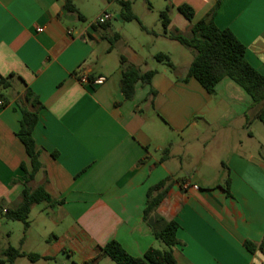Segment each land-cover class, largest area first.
Segmentation results:
<instances>
[{
    "label": "crops",
    "instance_id": "1",
    "mask_svg": "<svg viewBox=\"0 0 264 264\" xmlns=\"http://www.w3.org/2000/svg\"><path fill=\"white\" fill-rule=\"evenodd\" d=\"M66 1L0 0V77L7 82L0 85V207L20 203L25 168L32 170L17 134L28 88L42 103L33 132L42 166L29 186L42 185L64 200L32 206L30 215L40 204L34 218L48 225V245L44 252L28 250L24 236L19 247L42 257L9 263L26 257L40 264L67 252L74 264H117L102 250L110 240L134 256L166 248L144 211L149 187L170 177L152 216L179 223L175 264H264V102L255 104L231 78L213 93L195 77L186 80L194 51L170 36L190 35L219 2L216 24L245 44L248 60L264 73V0H156V7L147 0V10L158 15L171 5L168 33L160 17V29L145 20L138 0L133 10L151 31L139 22L140 31L128 27L115 1L72 0L82 17ZM184 3L194 8L193 21L177 8ZM105 11L113 14L108 26L96 22ZM165 40L172 48L161 47ZM158 52L169 54L175 68L160 65ZM121 55L143 72L156 70L151 84L137 82L130 99L121 92ZM98 75L106 82L85 80ZM167 146L169 156L161 160Z\"/></svg>",
    "mask_w": 264,
    "mask_h": 264
},
{
    "label": "trees",
    "instance_id": "2",
    "mask_svg": "<svg viewBox=\"0 0 264 264\" xmlns=\"http://www.w3.org/2000/svg\"><path fill=\"white\" fill-rule=\"evenodd\" d=\"M108 2H117L120 6V12L126 21H137L144 30L151 31L145 26L139 16L133 10L132 0H106ZM219 2L201 19L195 21L192 25L191 34L173 33L170 36L178 40L184 46L194 51V58L190 64L187 75L188 80L195 77L210 93L215 91L217 84L224 78H231L241 85L252 97L255 104L264 102V73L260 72L247 58V48L245 44L228 28H221L215 22V15L219 7ZM65 8L79 13L78 8L72 0H67ZM186 18L193 21L195 16L194 8L189 4H181L177 7ZM171 5L159 13L164 32L168 33V27L171 23ZM82 17V14L79 13ZM109 21L102 24L108 26ZM155 58L167 64L171 69L175 68L170 55L164 52L155 54ZM121 64L124 66L123 78L121 80V92L125 99L133 98L136 91L137 82L141 81L151 84L156 70L152 69L143 72L136 64L131 63L124 56H120ZM13 75V74H11ZM6 78L0 77V85H6ZM155 91L151 89L150 95ZM42 103L37 95L28 88L23 101L20 102V108L23 113L21 127L18 136L25 144L26 150L31 157L32 170L25 168L24 189L22 199L15 207L7 209L4 217L9 220H19L24 224V231L30 227V212L35 203L47 201L51 204H62L64 200H58L40 185L31 188L29 182L34 179L35 174L41 168L42 163L39 160V147L34 137V129L39 120V110ZM264 120V111L261 113ZM170 147L163 150L161 160L169 156ZM172 180L170 177L160 180L155 185L149 187L147 192V203L144 211V219L151 227L155 237L162 240L166 248L151 246L143 256H134L117 240H110L103 246V253L113 259L117 264H175L176 257L174 247L180 242L177 237L179 223L176 220H165L161 216H152L159 204L166 196ZM3 207H0V211ZM25 236V235H24ZM24 239V237H23ZM245 244L251 250L255 249V244L246 241ZM264 249V239L260 245ZM5 261L13 263L18 257L27 256L35 260L42 256L38 253L25 252L20 247L9 245L3 252ZM49 258V257H45Z\"/></svg>",
    "mask_w": 264,
    "mask_h": 264
},
{
    "label": "rangeland",
    "instance_id": "3",
    "mask_svg": "<svg viewBox=\"0 0 264 264\" xmlns=\"http://www.w3.org/2000/svg\"><path fill=\"white\" fill-rule=\"evenodd\" d=\"M151 4L147 0H138L136 2V8L137 11L142 14L145 18V20L151 24V26L154 29H160L161 24L159 20L158 13L154 12L155 10H147L148 7L151 8ZM153 4L156 7L157 2L156 0H153ZM95 7H97V4L94 3L92 7H89L88 12L90 14L95 13ZM90 16V15H88ZM92 17H88V21H91ZM83 22V21H81ZM128 27H134V29L140 28L138 22L131 21L127 24ZM131 29V28H130ZM140 31V30H139ZM143 33V32H142ZM134 42V40H133ZM165 44H161L162 48H172L170 45L172 42H168L167 40L164 41ZM177 47H182L183 49H189L188 47L184 46L183 44H180V42H174ZM160 65H163L165 67H168L164 62H161ZM40 205V204H39ZM39 205L34 206V210L30 215L31 219V227L26 231H24V224L19 220H4L1 223L0 227V250L3 247H6L7 245H13L15 247L22 246L21 242L25 235L26 237V248L28 250H32L34 252H44L47 248V241L45 240V235L47 231L49 230V227L47 224L41 223L40 221L36 220L34 217L36 216V213L39 209ZM10 229L11 235L7 237L6 231ZM49 232V231H48ZM0 258H5L3 253L0 251ZM65 259H68L69 264H74L71 257L67 254V252H62L58 257L53 258L51 260H40V264H64ZM0 264H10L8 261L5 263ZM19 264H29L28 258H20Z\"/></svg>",
    "mask_w": 264,
    "mask_h": 264
},
{
    "label": "built area",
    "instance_id": "4",
    "mask_svg": "<svg viewBox=\"0 0 264 264\" xmlns=\"http://www.w3.org/2000/svg\"><path fill=\"white\" fill-rule=\"evenodd\" d=\"M112 18H113V14L109 11H105L97 18L96 22L98 24L102 25V24L110 21ZM38 30L39 31L43 30V27H39ZM85 80H87V82H89L91 85H101V84L106 82L107 76L106 75H98L95 78H91V79L86 77ZM0 103L2 104L3 101H0ZM183 186L185 188H188L190 186V183L186 181L183 183ZM195 188H198V185H195ZM6 212H7V208L0 211V219L5 215Z\"/></svg>",
    "mask_w": 264,
    "mask_h": 264
}]
</instances>
